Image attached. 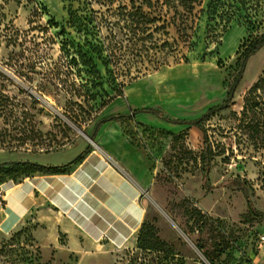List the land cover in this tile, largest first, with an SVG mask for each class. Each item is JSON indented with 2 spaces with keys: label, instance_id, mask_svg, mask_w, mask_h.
I'll return each mask as SVG.
<instances>
[{
  "label": "rangeland",
  "instance_id": "obj_1",
  "mask_svg": "<svg viewBox=\"0 0 264 264\" xmlns=\"http://www.w3.org/2000/svg\"><path fill=\"white\" fill-rule=\"evenodd\" d=\"M153 2L145 11L167 14ZM204 2L206 8L210 0ZM79 7L78 0H0V90L9 96L0 102V184L10 176L19 183L39 173L22 161L71 163L106 143L100 137L105 123L121 127L146 154L145 159L126 156L136 172L148 177L140 198L145 226L134 242L117 249L108 232L96 243L82 236L74 241L60 228L50 236L37 219L39 208H33L20 228L0 230V264H246L264 234V217L250 210L264 212V112L243 110L247 93L264 74V47L249 59L230 106L202 123L208 157L197 126L171 131L143 123L128 104L133 98L136 108H159L173 118L201 116L226 97L242 66L240 46L264 27L253 29L233 19L222 22L211 38L213 22L204 14L193 51L183 43L177 49L171 27L165 37L169 44L157 55L169 64L140 74L132 67L129 77L115 78L95 51L91 32L79 30L71 18L70 9ZM81 52L95 65L85 63ZM183 54L188 61L175 62L174 56ZM4 203L0 200V221Z\"/></svg>",
  "mask_w": 264,
  "mask_h": 264
},
{
  "label": "trees",
  "instance_id": "obj_2",
  "mask_svg": "<svg viewBox=\"0 0 264 264\" xmlns=\"http://www.w3.org/2000/svg\"><path fill=\"white\" fill-rule=\"evenodd\" d=\"M141 1V6H135L134 4L130 7L120 0H78L80 7L70 9L71 18L76 20L78 29H82L87 33L91 32L94 37L92 43L95 46V51L100 54L104 66L115 78L129 77L132 67H135L136 72L140 74L144 71L159 70L163 65L169 64L167 57H163L161 60L157 55L161 53L162 46L169 44L168 38L165 37L169 36L171 27L177 33V36L173 39V44L177 45V49L183 43L189 50L193 51L197 45L195 37L198 30V21L201 20L204 14H207L210 21L213 22L209 26L208 35L211 38L216 36L217 28L222 22L229 23L233 19L245 20L253 29L264 27V0H210L206 8L204 7V0H157L167 9V14H163V17L162 15L151 16L152 12L145 11L144 7L149 9L154 7L153 0ZM94 4L99 5V9L94 8ZM168 13H171V16L168 17ZM157 22H161V24H157ZM104 29H106L107 34L103 33ZM120 30L123 33L122 36L118 35ZM263 47L264 31L255 36L251 35L242 43L239 48V52L243 51L244 53L242 66L227 91L226 97L201 116L193 119L173 118L166 115L161 109L151 106L135 110V113H152L169 122L197 126L204 133L206 144L204 155L208 157V135L202 123L230 106L244 77L245 67L249 59ZM81 53L87 58V53ZM174 57L177 63H180L183 59L188 61V56L184 54L181 58H177V55ZM71 61L76 65V58L73 57ZM85 63L95 65L93 58L85 59ZM124 82L125 80H122L121 83ZM119 95H122V93ZM4 99H9V96L0 90V102L5 101ZM254 107L264 112V74L247 93L243 111H248L250 108L254 110ZM119 116H128V114H120ZM87 152L77 156L73 162L61 165L41 164L34 161H22L19 164L30 165L37 169L39 173L58 174L64 172L73 163L84 159ZM203 173L206 178L209 173L208 165ZM8 179L14 181L15 178L10 176ZM247 199L251 203L248 195ZM250 210L255 215L264 217V212L258 211L253 206L250 207ZM144 226L145 219L140 226L138 235ZM251 263L252 258L246 262V264Z\"/></svg>",
  "mask_w": 264,
  "mask_h": 264
},
{
  "label": "crops",
  "instance_id": "obj_3",
  "mask_svg": "<svg viewBox=\"0 0 264 264\" xmlns=\"http://www.w3.org/2000/svg\"><path fill=\"white\" fill-rule=\"evenodd\" d=\"M122 101L121 105L128 109ZM129 101L132 102L128 104L129 108L141 109L136 108L139 105L137 99ZM136 115L143 123L171 131L188 125L167 122L147 112ZM102 127L100 137L105 138L106 143H96L99 148L89 149L84 159L64 172L55 175L36 173L19 183L11 179L1 183L5 191L4 214L0 221L2 233L20 228L32 209L38 207L37 219L52 231L50 236L56 235L60 228L74 241L77 236H82L88 242L96 243L103 232H108L112 237L109 239L111 245L117 249L126 248L135 241L145 219L140 198L148 186L144 183L148 177L136 172L126 156L132 153L145 159L146 154L131 144L121 127L106 123ZM251 258V264H264L261 251Z\"/></svg>",
  "mask_w": 264,
  "mask_h": 264
},
{
  "label": "built area",
  "instance_id": "obj_4",
  "mask_svg": "<svg viewBox=\"0 0 264 264\" xmlns=\"http://www.w3.org/2000/svg\"><path fill=\"white\" fill-rule=\"evenodd\" d=\"M0 200H5V191L2 188V185L0 184ZM257 250L264 253V234H261L259 237V241L257 243Z\"/></svg>",
  "mask_w": 264,
  "mask_h": 264
},
{
  "label": "clouds",
  "instance_id": "obj_5",
  "mask_svg": "<svg viewBox=\"0 0 264 264\" xmlns=\"http://www.w3.org/2000/svg\"><path fill=\"white\" fill-rule=\"evenodd\" d=\"M142 224V223H141ZM141 226V225H140ZM140 229V228H139Z\"/></svg>",
  "mask_w": 264,
  "mask_h": 264
}]
</instances>
